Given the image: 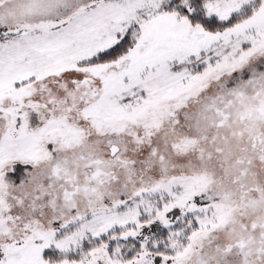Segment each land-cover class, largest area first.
<instances>
[{
	"label": "snow or ice",
	"instance_id": "6c2138e0",
	"mask_svg": "<svg viewBox=\"0 0 264 264\" xmlns=\"http://www.w3.org/2000/svg\"><path fill=\"white\" fill-rule=\"evenodd\" d=\"M0 264H264V0H0Z\"/></svg>",
	"mask_w": 264,
	"mask_h": 264
}]
</instances>
